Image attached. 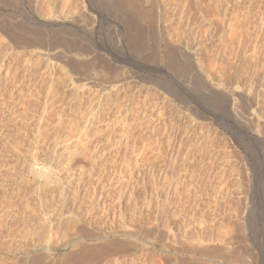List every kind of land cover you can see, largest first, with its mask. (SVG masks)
Here are the masks:
<instances>
[{"label":"rangeland","instance_id":"1","mask_svg":"<svg viewBox=\"0 0 264 264\" xmlns=\"http://www.w3.org/2000/svg\"><path fill=\"white\" fill-rule=\"evenodd\" d=\"M195 1L135 0L140 6L129 8L119 0H0L1 28L26 24L44 39L34 51L18 53L0 30V45L11 49L0 56V264H264V129L248 118L264 109V70L254 80L242 70L254 48L249 37L229 34L237 0L229 11ZM244 1L245 7L254 2L251 15L258 21L257 0ZM91 63L99 76L84 74ZM241 74L249 81H240ZM68 90L79 97L84 91L83 101ZM99 103L107 107L105 119L83 134L88 151L67 155L66 145ZM42 112L49 124L39 123ZM20 146L33 149L22 151L27 159L17 154ZM41 171L50 172L52 182L45 183ZM44 204L55 209L52 220L60 217L52 235L24 241L22 216L43 214ZM73 216L76 222L66 224Z\"/></svg>","mask_w":264,"mask_h":264},{"label":"bare ground","instance_id":"2","mask_svg":"<svg viewBox=\"0 0 264 264\" xmlns=\"http://www.w3.org/2000/svg\"><path fill=\"white\" fill-rule=\"evenodd\" d=\"M13 1V0H12ZM16 1V0H15ZM119 1H121L120 3H122V6L123 5H126V6H128L129 8H130V6L132 5L133 7H134V5H137L139 2H135V4H134V1L135 0H119ZM170 1V0H169ZM186 2H189V0H185ZM185 1L183 0V5H185ZM190 1H192V0H190ZM197 1V4H198V6L199 5H201L202 3L201 2H203L204 0H196ZM195 1V2H196ZM205 1H208L209 2V4L211 5L212 3H214L215 4V6H216V4H219L222 8H223V6H224V4H225V7H224V9H226V10H228L227 8H230V7H232L233 8V0L231 1V0H205ZM177 2V1H176ZM180 2V1H179ZM236 2V1H235ZM244 0H237V5H235V6H237L236 7V9L238 10V11H236V12H234L235 10H233V14H235L234 16L232 15V13H231V15L233 16L231 19H230V21H229V19H228V21H229V34H230V36L233 38V37H237V35H241V36H244L245 38H242L244 41L247 39V37H249L250 39L249 40H247V41H249L250 42V40L252 41L251 42V45L253 46L252 47V49L254 50H252L250 53L252 54H250L251 56H247V55H244L243 57V60L241 61L242 62V65H243V68H242V70H246V72L244 73V75H246L247 76V78L248 77H253L254 75H259V72H261V73H263V70H264V50H263V46H264V0H257V8L258 7H260V9H258L259 11L258 12H260V18L258 19V21H255L254 22V20H253V15H251V6L254 4V2L253 3H250L251 5H249V6H247V7H245L244 6ZM137 3V4H136ZM172 3V2H171ZM207 3V2H206ZM249 3V2H248ZM166 4V3H165ZM190 4V3H189ZM188 4V5H189ZM205 4V3H204ZM139 6H140V4H138ZM137 5V6H138ZM170 5V4H169ZM176 5V4H175ZM181 5V4H180ZM180 5H178V6H180ZM187 5V6H188ZM203 5V4H202ZM125 6V7H126ZM137 6H136V8H137ZM138 6V7H139ZM206 6V5H205ZM234 6V7H235ZM242 6H244V7H242ZM167 7V6H166ZM176 8H177V10L179 9L178 7H177V5L175 6ZM184 7V6H183ZM182 7V8H183ZM193 7V6H192ZM191 7V8H192ZM196 7V6H195ZM207 7H208V5H207ZM206 7V8H207ZM212 7H214V5L212 6ZM122 8V7H121ZM169 8V7H168ZM172 8V7H171ZM187 8H189V7H187ZM210 8H211V6H210ZM214 8H216V10H217V8H220L219 6L218 7H214ZM232 8H230V9H232ZM256 8V9H257ZM138 9V8H137ZM166 9V8H165ZM186 9V8H185ZM202 9V8H201ZM200 9V10H201ZM208 9V8H207ZM207 9H205V10H207ZM221 9V8H220ZM254 9V8H253ZM169 10H171V9H169ZM176 10V9H175ZM176 10V11H177ZM203 10V9H202ZM214 10V9H213ZM223 10V9H222ZM139 11V10H138ZM142 11V10H141ZM174 11V10H173ZM182 12H184V10H181ZM186 11V10H185ZM218 11V10H217ZM217 11H215L216 12V14L217 13H220V12H217ZM220 11V10H219ZM229 11V10H228ZM144 12V11H143ZM175 12V11H174ZM178 12V11H177ZM197 12V11H196ZM207 12V11H206ZM214 12V13H215ZM223 12V11H222ZM221 12V13H222ZM230 12H232V10L230 11ZM139 13V12H138ZM200 13V12H199ZM213 13V12H212ZM140 14V13H139ZM206 14V13H205ZM223 14H224V12H223ZM237 14V15H236ZM51 15V14H50ZM59 17V16H58ZM132 17V16H131ZM144 17V16H143ZM230 18V17H229ZM252 18V19H251ZM4 19V18H3ZM50 19V18H49ZM135 19L136 18H134V21H135ZM5 20V19H4ZM8 21L7 22H10L11 20H9V19H7ZM140 21V20H139ZM139 21H138V23H139ZM4 22V21H3ZM1 23H2V20H1ZM15 22H10V24H3L4 26L1 28L0 27V30H2L3 31V33L6 35V37L9 39V44L7 45L6 44V46L7 47H10L12 50H15V52H18V51H16V50H20V51H24V52H26V50H28V51H34V49H36L37 47H40V46H42L41 45V41L42 40H44V39H41L42 37L41 36H39L40 35V32L38 33L37 31L39 30H33V29H30L29 28V26L26 28L25 27V25L24 26H21V25H18V23L17 24H14ZM27 26V25H26ZM134 27V26H133ZM61 33V32H60ZM64 32H63V30H62V34H63ZM65 33H67V32H65ZM63 34L64 35V37H65V35H67L68 36V34ZM55 34V33H54ZM228 34V33H227ZM159 35V34H158ZM1 36V35H0ZM4 36V35H3ZM2 36V37H3ZM58 37V36H57ZM60 37V36H59ZM1 38V37H0ZM66 38V37H65ZM68 39H69V37H67ZM137 39L139 38V37H136ZM144 38V37H143ZM147 38V37H146ZM230 38V37H229ZM239 38V37H238ZM237 38V39H238ZM4 39V38H3ZM47 39V38H46ZM140 39H142V38H140ZM236 39V40H237ZM54 40H56V38L54 39ZM54 40L52 41V43L54 42ZM63 40H65V39H63ZM134 40H136V39H134ZM235 40V39H234ZM136 41H139V40H136ZM222 41H224V39L222 40ZM228 41V40H227ZM230 41H231V39H230ZM43 42V41H42ZM56 42V41H55ZM65 42H67V41H65ZM75 42V41H74ZM139 42H142V40L141 41H139ZM139 42H138V44H139ZM145 42V41H144ZM238 42V41H237ZM51 43V42H50ZM76 43V42H75ZM137 43V42H136ZM143 43V42H142ZM141 43V44H142ZM231 43V42H230ZM2 44V43H1ZM141 44H139L138 46L140 47V46H142ZM226 43H224V45H225ZM233 44V43H232ZM235 44V43H234ZM233 44V45H234ZM240 44V43H239ZM243 44H245V42L243 43ZM155 45V44H154ZM222 45H223V42H222ZM246 45H247V43H246ZM246 45H244V46H246ZM249 45H250V43H249ZM44 46V45H43ZM50 46V45H49ZM227 46H228V44H227ZM230 46V45H229ZM261 47V48H259V49H261L262 50V52L259 50V49H257L258 47ZM152 48L154 47V46H151ZM6 47H4V44H2V45H0V56H1V58L3 57H8V56H6V55H8V52L6 53V49H8V48H6ZM247 48L248 47H246L245 49L247 50ZM5 49V50H4ZM11 49H8V50H11ZM225 49H227L226 47H225ZM229 49V48H228ZM245 49H243L244 50V53L243 54H246L245 53ZM84 50V49H83ZM156 50V49H155ZM233 50V49H232ZM249 50H251V48L249 49ZM27 51V52H28ZM153 51V50H152ZM236 51V50H235ZM235 51L233 52V53H235ZM37 52V51H36ZM83 52V51H82ZM247 52V54H249L248 53V50L246 51ZM9 53H12V52H9ZM14 53V52H13ZM19 53V52H18ZM38 53V52H37ZM36 53V54H37ZM39 53H40V51H39ZM154 53V52H153ZM229 53V52H228ZM232 53V54H233ZM3 54V55H2ZM33 54H35V52L33 53ZM42 54V53H41ZM40 54V55H41ZM80 54H82V53H80ZM79 54V55H80ZM231 54V53H230ZM32 55V54H31ZM37 55H39V54H37ZM39 55V56H40ZM47 55V54H46ZM236 55V54H235ZM10 56V55H9ZM36 56V55H35ZM42 56V55H41ZM50 56V55H49ZM48 56V57H49ZM102 56H103V54H102ZM53 57H54V55H53ZM59 58L61 57V55H59L58 56ZM173 57L175 58L176 56H174V54H173ZM2 58V59H3ZM10 58V57H9ZM38 58V57H37ZM45 58V57H44ZM58 58V59H59ZM69 58V57H68ZM39 59V58H38ZM43 59V58H42ZM49 59V58H48ZM47 58L45 59V60H48ZM54 59H56V58H54ZM53 59V60H54ZM64 59V58H63ZM72 59V58H71ZM104 59V58H103ZM106 59V58H105ZM104 59V60H105ZM222 59V58H221ZM239 59V58H238ZM40 60H41V58H40ZM40 60H39V62H40ZM76 60V59H75ZM100 60V59H99ZM104 60L101 62L102 64L104 63ZM227 60V59H226ZM261 60L263 61V63H261ZM3 61V60H2ZM1 61V62H2ZM44 61V60H43ZM49 61V60H48ZM71 61H73V60H71ZM84 61V60H83ZM216 61V60H215ZM225 61V60H224ZM64 62V61H63ZM77 62V61H76ZM100 62V61H99ZM218 62V61H217ZM216 62V63H217ZM222 62V61H221ZM240 62V61H239ZM38 63V62H37ZM44 63V62H43ZM45 63H48V62H46L45 61ZM90 63V62H89ZM105 63H106V61H105ZM105 63H104V66H106L105 65ZM212 63V62H211ZM227 63V62H226ZM9 64V63H8ZM52 64H54V63H52ZM77 64V63H76ZM81 64V63H80ZM92 64H94V63H91V64H89V65H86V66H83V68L85 69V70H83V71H87V72H84V74L86 73V74H88V73H94L95 75H93V76H96V74L99 76V70H97L96 68L98 67V65H97V67L95 68ZM219 64H220V62H219ZM235 64V63H234ZM39 65H41V64H39ZM56 65H57V62H56ZM95 65V64H94ZM110 65H113V63H111L110 62ZM213 65V64H212ZM45 66V65H44ZM54 66V65H53ZM52 66V67H53ZM82 66H78V68H80V69H82L81 67ZM109 66V65H108ZM215 65H213V67H214ZM217 66V65H216ZM233 66V65H232ZM236 66V65H235ZM72 67V66H71ZM73 67H74V65H73ZM102 67V66H101ZM114 67V66H113ZM211 67V66H210ZM221 67V66H220ZM231 67V66H230ZM240 67H242V66H239V68ZM48 68V67H47ZM61 68V67H60ZM103 68V67H102ZM115 68H117V66H115ZM237 68V67H236ZM54 69V68H53ZM56 69V68H55ZM72 69V68H71ZM70 69V70H71ZM112 69V68H111ZM208 69V68H207ZM206 69V71H208ZM217 69V68H216ZM223 69V68H222ZM225 69V68H224ZM49 70V69H48ZM219 70V69H218ZM228 70H229V68H228ZM227 70V71H228ZM241 70V71H242ZM249 70H251V73L252 74H249ZM67 71V70H66ZM72 71H73V69H72ZM79 71V70H78ZM82 70H81V72H83ZM211 71V70H210ZM208 72V73H211V72ZM214 72H216L215 70H213ZM233 71V70H232ZM53 72V71H52ZM51 72V73H52ZM67 72H69V71H67ZM66 72V73H67ZM225 72V71H224ZM230 72V71H229ZM100 73H101V71H100ZM213 73V72H212ZM243 73V72H242ZM260 73V74H261ZM214 74V73H213ZM217 74V73H216ZM222 74V73H221ZM61 75V74H60ZM65 75V74H64ZM63 75V76H64ZM67 75V74H66ZM228 75V74H227ZM223 76H224V74H223ZM236 76V75H235ZM240 76H242V74L240 75ZM240 76H239V78H240ZM60 77V76H59ZM62 77V76H61ZM66 77V76H65ZM212 77V76H211ZM217 77V79H218V77H219V75L218 76H215V78ZM225 77V76H224ZM233 77V76H232ZM243 77H245V76H242V79L240 80V81H242V80H244V82H246L245 81V79L247 80V78L245 77V78H243ZM66 78H68L69 79V77H66ZM97 78V77H96ZM212 78H214V77H212ZM220 78V77H219ZM223 77H221V81L223 80L222 79ZM235 78V77H234ZM258 78V77H257ZM68 79H66V80H68ZM236 79V78H235ZM238 79V78H237ZM263 79V78H262ZM61 82H65V81H63L64 80V77H63V79L61 78ZM204 80V79H203ZM216 80V79H215ZM219 80V79H218ZM217 80V81H218ZM252 80H254L253 78H252ZM261 80V79H260ZM247 81H249V80H247ZM60 81H59V85H60V83H61ZM223 82V81H222ZM236 82V81H235ZM238 82H239V80H238ZM259 82V81H258ZM258 82H257V84H258ZM66 83H67V81H66ZM224 83V82H223ZM249 83H251V82H249ZM64 84V83H63ZM263 84V83H262ZM58 85V84H57ZM97 85V84H96ZM237 86H236V88H241V86H242V84H241V86H240V82L239 83H237L236 84ZM62 86V85H61ZM67 86V85H66ZM86 86V85H85ZM84 85L82 86H79L78 88H82V89H84L83 87H85ZM91 86V85H90ZM202 86V85H201ZM205 86V85H204ZM220 86V85H219ZM253 87H250L251 89L250 90H252V88H254V85H252ZM64 87H65V85H64ZM87 87V86H86ZM85 87V88H86ZM256 87V86H255ZM261 87H262V85H261ZM260 87V88H261ZM89 88V87H88ZM95 88H97V87H95ZM103 89H105L104 87H102ZM245 88V87H244ZM76 89V88H75ZM74 89V90H75ZM98 89V88H97ZM100 89V88H99ZM114 89V88H113ZM59 90V89H58ZM62 90V89H61ZM73 90V91H74ZM91 90V89H90ZM89 90V91H90ZM96 90V89H95ZM122 90V89H121ZM244 90H246V89H244ZM249 90V91H250ZM253 90H255V89H253ZM252 90V91H253ZM69 91V90H68ZM79 90L77 89V92H78ZM81 91V90H80ZM83 91V90H82ZM81 91V92H82ZM88 91V92H89ZM100 91V90H99ZM98 91V92H99ZM112 92H113V90H111ZM116 91H118L117 89H116ZM239 91H242V90H239ZM238 91V92H239ZM257 91V90H256ZM70 92V91H69ZM72 92V91H71ZM70 92V96L71 97H73L71 94H73L74 92H72L71 93ZM76 92V96H78L79 97V94ZM80 92V93H81ZM84 92V91H83ZM83 92L80 94L81 95V97H79V98H81L82 99V94H83ZM93 92V91H92ZM96 92V91H95ZM112 92H110V90L109 91H107L106 90V98H109V97H111V98H113L112 97ZM120 92V91H119ZM167 92V91H166ZM258 92V91H257ZM260 92V91H259ZM56 93V92H55ZM54 92H53V94H55ZM58 93H60V92H58ZM64 93V92H63ZM102 93V92H101ZM105 93V92H104ZM261 93V92H260ZM52 94V93H51ZM61 94H62V92H61ZM78 94V95H77ZM170 94V93H169ZM224 95H225V93H223ZM227 94V93H226ZM242 94V93H241ZM240 94V95H241ZM249 94H250V92H249ZM49 95V94H48ZM58 95H60V94H58ZM64 95V94H63ZM62 95V96H63ZM87 95V94H86ZM95 95H96V93H95ZM246 95V94H245ZM55 96V95H54ZM65 96V95H64ZM63 96V97H64ZM67 96V95H66ZM69 96V97H70ZM75 96V93H74V97L73 98H75L76 97ZM109 96V97H108ZM118 95H116V97H117ZM121 96V95H120ZM119 96V97H120ZM151 96V95H150ZM166 96V95H165ZM226 96V95H225ZM228 96V95H227ZM230 96V95H229ZM59 97V96H58ZM61 97V96H60ZM62 97V98H63ZM85 97V96H84ZM89 97V96H88ZM87 97V98H88ZM92 97V96H91ZM95 97V96H94ZM126 97V96H125ZM129 97V96H128ZM157 97V96H156ZM61 98V99H62ZM86 98V97H85ZM93 98V97H92ZM91 98V99H92ZM110 98V99H111ZM123 98V97H122ZM121 98V99H122ZM65 99H66V97H65ZM77 99V98H76ZM84 99V98H83ZM83 99H82V101H83ZM115 99V98H114ZM125 99V98H124ZM68 100H70V99H68ZM71 100H73V99H71ZM103 100V99H102ZM105 100V99H104ZM112 100V99H111ZM110 100V101H111ZM118 100V99H117ZM251 100H253V99H251ZM67 101V100H66ZM78 101V100H77ZM84 101H86V100H84ZM87 101H88V99H87ZM109 101V100H108ZM109 101V102H110ZM119 101V100H118ZM121 101V100H120ZM122 101H123V99H122ZM130 101V100H129ZM149 101V100H148ZM65 102V101H64ZM103 102V101H102ZM107 102V101H106ZM167 102H168V100H167ZM252 102V101H251ZM264 102V101H263ZM108 103V102H107ZM118 103V102H117ZM116 102H115V104H117ZM90 104V103H89ZM110 104H111V102H110ZM123 104V103H122ZM137 104V103H136ZM170 104V103H169ZM252 104H254V103H252ZM71 105V104H70ZM112 105H114V103L112 104ZM119 105V104H118ZM117 105V106H118ZM121 105V104H120ZM125 105V104H124ZM29 106V105H28ZM90 106H92V105H90ZM49 107V106H48ZM52 107V106H51ZM103 107V105H101L100 103H99V106H98V108L96 109V108H93V109H91L89 112H87L86 113V115L84 116V117H87V120L85 121L86 123H87V125H85V128L83 129V131H81L79 134H77V139L76 140H74L75 142L74 143H71L69 146L68 145H66L67 147H68V151H67V155H68V152H69V155L71 154V155H77V153H79V149H81V147H82V149L83 150H87L86 149V143H85V141L83 140V134H85L86 132H87V128L88 127H90L92 124L93 125H95L96 123H100L102 120H104L105 118H103L104 116H103V113H104V110H105V107L104 108H102ZM116 107V106H115ZM119 107V106H118ZM122 107V106H121ZM139 107V106H138ZM55 108V107H54ZM107 108V107H106ZM124 108V107H123ZM132 108V107H131ZM148 108V107H147ZM146 108V109H147ZM154 108V107H153ZM119 109V108H118ZM263 109V108H262ZM261 109V110H262ZM28 110H30V109H28ZM64 110V109H63ZM79 110V109H78ZM259 110V108L257 109V110H254L253 112L251 111V113L249 114V115H251V117L249 116H247L249 119H250V121H252V125H253V123L254 122H256V126H259L258 128H262V129H264V125H262V122H264L263 121V116H262V114L263 113H260V111H258ZM264 110V109H263ZM262 110V111H263ZM45 112H47L46 110H44ZM88 111V110H87ZM227 111V110H226ZM24 112V111H23ZM28 112V111H27ZM45 112H42V117H41V120L39 121V123L41 124V123H44V122H46L47 121V124H49L48 123V120H47V118H46V121L44 120V122H42L43 121V118L45 119V117H44V115L46 114V117H48V115H47V113H45ZM51 112V111H50ZM67 112V111H66ZM74 112V111H73ZM86 112V111H85ZM111 112V111H110ZM115 112V111H114ZM113 112V113H114ZM119 112H121V109H120V111ZM142 112V111H141ZM146 112V111H145ZM264 112V111H263ZM28 113H30V111L28 112ZM55 113V112H54ZM58 113V112H57ZM118 113V112H117ZM122 113V112H121ZM140 113V112H139ZM229 113V112H228ZM231 113V112H230ZM25 114V113H24ZM23 114V115H24ZM33 114V113H32ZM51 114V113H50ZM74 114H75V112H74ZM111 114V113H110ZM130 114V113H129ZM149 113H147V115H148ZM247 114H248V112H247ZM65 115V114H64ZM123 115V114H122ZM137 115H138V113H137ZM150 115V114H149ZM165 115H166V113H165ZM168 115V114H167ZM25 116V118L28 116H26V115H24ZM35 116V115H34ZM73 116V115H72ZM75 116V115H74ZM83 116V115H82ZM156 116V115H155ZM20 117V116H19ZM51 117V116H50ZM70 117V116H69ZM231 117L238 123V121L235 119V117L233 116V114L231 113ZM22 118H24V117H22ZM22 118H21V120H22ZM24 118V119H25ZM28 118V117H27ZM26 118V119H27ZM49 118V117H48ZM62 118H64V117H62V116H60L59 115V117H58V123L61 125L62 123H64L63 122V120H62ZM68 118V117H67ZM72 118V117H71ZM76 118V117H75ZM77 118H79V117H77ZM80 118H82V117H80ZM129 118V117H128ZM228 118V120H231V119H229V117H227ZM25 119V120H26ZM30 119V118H29ZM123 119V118H122ZM134 119V118H133ZM133 119H131V120H133ZM136 119V118H135ZM146 119V118H145ZM144 119V120H145ZM248 119V120H249ZM28 120V119H27ZM31 120V119H30ZM55 120V119H54ZM80 120V119H79ZM83 120V119H82ZM85 120V119H84ZM142 120V119H141ZM51 121V120H50ZM67 121V120H66ZM65 121V122H66ZM69 121V120H68ZM78 121V120H77ZM114 121H115V119H114ZM24 122V121H23ZM29 122V121H28ZM73 122H75V121H73ZM84 122V121H83ZM82 122V123H83ZM146 122V121H145ZM26 122H24L23 124H25ZM37 123V122H36ZM69 123H72V121L71 122H69ZM115 123V122H114ZM128 123H130V122H128ZM127 124V123H126ZM137 124V123H136ZM135 124V125H136ZM234 124V123H233ZM43 125H46V123H44ZM65 125V124H64ZM71 126H72V124H70ZM77 125V124H76ZM76 125L74 124V126L76 127ZM98 125V124H97ZM103 125V124H102ZM108 125H110V124H108ZM127 125H131V124H127ZM232 125V124H231ZM230 125V126H231ZM254 125V126H255ZM39 126V125H38ZM59 126V125H58ZM61 126H63V124L61 125ZM107 126V125H106ZM126 126V125H125ZM131 126H133V125H131ZM144 126V125H143ZM166 126V125H165ZM177 126V125H176ZM188 126V125H187ZM229 126V127H230ZM27 127V126H26ZM41 127V126H40ZM45 127V126H44ZM47 127V126H46ZM55 127V126H54ZM70 127V126H69ZM78 127V126H77ZM80 127H81V123H80ZM82 127H83V125H82ZM97 127V126H96ZM139 127V126H138ZM167 127V126H166ZM253 127V126H252ZM42 128H43V126H42ZM42 128H41V131H42ZM94 128V127H93ZM102 128V127H101ZM104 128V127H103ZM107 128V127H106ZM161 128V127H160ZM159 128V129H160ZM248 128V127H247ZM257 128V129H258ZM28 129V128H27ZM44 129V128H43ZM57 129V128H56ZM70 129V128H69ZM72 129H74V127H72ZM72 129H70L69 130V133H71V132H73V130ZM78 129V128H77ZM113 129V128H112ZM118 129V128H117ZM143 129V128H142ZM147 129V128H146ZM145 129V130H146ZM156 129V128H155ZM179 129V128H178ZM177 129V130H178ZM230 129V128H229ZM237 129H239V128H237ZM34 130H35V128H34ZM79 130H81V129H79ZM104 130V129H103ZM102 130V131H103ZM125 130H127V129H125ZM124 130V131H125ZM134 130V129H133ZM151 130V129H150ZM157 130V129H156ZM168 130V129H167ZM166 130V131H167ZM40 131V133H42ZM59 130H57V132H58ZM66 131H67V129H66ZM75 131H76V129H75ZM93 131V130H92ZM115 131V130H114ZM129 131V130H128ZM132 131V130H131ZM141 131V130H140ZM242 131V130H241ZM94 132V131H93ZM104 132V131H103ZM154 132V131H153ZM202 132V131H201ZM233 132V131H232ZM45 134H46V131L44 132ZM60 133V132H59ZM68 133V132H67ZM68 133V134H69ZM76 133V132H75ZM88 133V132H87ZM86 133V134H87ZM91 133V132H90ZM99 133V132H98ZM102 133V132H101ZM115 133H117V132H115ZM155 133V132H154ZM157 133V132H156ZM160 133V132H159ZM159 133H158V135H159ZM165 133V132H164ZM179 133V132H178ZM189 133V132H188ZM202 133H204V132H202ZM235 133V132H234ZM243 133V132H242ZM86 134H85V136L84 137H86L87 138V136H86ZM169 134V133H168ZM177 134V133H176ZM252 134V133H251ZM6 135V134H5ZM41 135V134H40ZM39 135V136H40ZM42 135H43V133H42ZM64 135H66V134H64ZM132 135V134H131ZM171 135V134H170ZM187 135V134H186ZM189 135V134H188ZM203 135H205V134H203ZM38 136V137H39ZM45 137H46V135H44ZM59 136V135H58ZM71 136H74L73 135V133L71 134ZM94 136V135H93ZM134 136V135H133ZM182 136V135H181ZM30 137V136H29ZM66 136H64V138H65ZM76 137V136H75ZM99 137V136H98ZM145 137V136H144ZM147 137V136H146ZM174 137V136H173ZM199 137V136H198ZM207 137V136H206ZM249 137H250V135H249ZM33 138H34V135H33ZM36 138V137H35ZM56 138H57V136H56ZM68 138H71L70 137V135H69V137ZM67 138V139H68ZM160 138L161 137H159V140H160ZM205 138V137H204ZM39 139H41V136H40V138ZM38 139V141H41V140H39ZM42 139H44V138H42ZM75 139V138H74ZM85 139V138H84ZM123 139V138H122ZM223 139V138H222ZM36 140V139H35ZM66 140V139H65ZM146 140V139H145ZM205 140V139H204ZM46 141V140H45ZM70 141V140H69ZM83 141H84V143H83ZM161 141H162V139H161ZM185 141V140H184ZM200 141V140H199ZM208 141V140H207ZM18 142V141H17ZM24 142V141H23ZM36 142H37V140H36ZM62 142H64V141H62ZM94 142V141H93ZM126 142H128V141H126ZM150 142V141H149ZM163 142V141H162ZM194 142V141H193ZM21 143V142H20ZM55 143V142H54ZM66 143V142H65ZM89 143V142H88ZM120 143V142H119ZM202 144H203V142H201ZM204 143H205V141H204ZM13 144H16V143H13ZM33 144V143H32ZM38 144V143H37ZM66 144H69V143H66ZM122 144V143H121ZM132 144V143H131ZM140 144V143H139ZM147 144V143H146ZM169 144V143H168ZM182 144V143H181ZM11 145V144H10ZM22 145H24L23 143H22ZM126 145V144H125ZM151 145V144H150ZM162 145V144H161ZM175 145V144H174ZM183 145V144H182ZM196 145V144H195ZM17 146H19V145H17ZM29 146V145H28ZM43 146V145H42ZM63 146H64V143H63ZM65 146V147H66ZM95 146V145H94ZM152 146V145H151ZM164 146V145H163ZM168 146V145H167ZM204 146V145H203ZM246 146V145H245ZM249 146V145H248ZM248 146H247V149H250V147L248 148ZM12 147V146H11ZM14 147V151H16L15 149L17 148L16 146H13ZM16 147V148H15ZM31 147V146H30ZM30 147H28V148H30ZM64 147V148H65ZM127 147V146H126ZM131 147V146H130ZM150 147V146H149ZM189 147V146H188ZM202 147V146H201ZM20 148L22 149V147L20 146ZM25 148V147H24ZM27 148V147H26ZM37 148V147H36ZM50 148V147H49ZM63 148V149H64ZM174 148V147H173ZM190 148V147H189ZM224 148V147H223ZM19 149V148H18ZM17 149V154L19 153L20 154V152H22V151H24V150H27V149H22L21 151H19ZM39 149V148H38ZM62 149V150H63ZM126 149V148H125ZM160 149V148H159ZM201 149V148H200ZM202 149H204V148H202ZM29 150V152L31 151V150H33V149H28ZM27 150V151H28ZM48 150V149H47ZM65 150H66V148H65ZM83 150H81V151H83ZM198 150V149H197ZM44 151V150H43ZM80 151V152H81ZM88 151V150H87ZM113 151V150H112ZM118 151V150H117ZM132 151V150H131ZM42 152V151H41ZM125 152V151H124ZM123 152V153H124ZM134 152V151H133ZM145 152V151H144ZM170 152V151H169ZM23 153V152H22ZM35 153V152H34ZM62 153H64V152H62ZM61 153V154H62ZM66 153V152H65ZM84 153V152H83ZM85 153H86V151H85ZM159 153H160V151H159ZM158 153V154H159ZM16 154V153H15ZM24 154H26L25 152L23 153V155ZM29 154H31V152L29 153ZM36 154V153H35ZM88 154V153H87ZM95 154V153H94ZM129 154V153H128ZM214 154V153H213ZM227 154V153H226ZM14 155V154H13ZM22 155V156H23ZM34 155V154H33ZM65 155V154H64ZM91 155V154H90ZM185 155V154H184ZM16 156V155H15ZM18 156H20V155H18ZM21 156V157H22ZM25 156H27V155H24L23 156V159L25 158ZM66 156V155H65ZM73 156H71V157H73ZM96 156V155H95ZM133 156V155H132ZM175 156V155H174ZM20 157V158H21ZM76 157V156H75ZM90 157V156H89ZM92 157V156H91ZM99 157V156H98ZM139 157V156H138ZM199 157V156H198ZM217 157V156H216ZM226 157V156H225ZM229 157V156H228ZM28 157H26L25 159H27ZM74 158V157H73ZM97 158V157H96ZM126 158V157H125ZM132 158V157H131ZM160 158V157H159ZM30 159V158H29ZM137 159V158H136ZM151 159V158H150ZM174 159H176V158H174ZM197 159V158H196ZM217 159V158H216ZM21 160V159H20ZM74 160V159H73ZM127 160V159H126ZM141 160V159H140ZM22 161V160H21ZM98 161V160H97ZM129 161V160H128ZM127 162V161H126ZM136 162V161H135ZM134 162V163H135ZM139 162V161H138ZM166 162V161H165ZM223 162V161H222ZM144 163H145V161H144ZM135 164H137V163H135ZM139 165V164H138ZM153 165V164H152ZM66 166V165H65ZM127 166V165H126ZM136 166V165H135ZM58 167V166H57ZM65 168V167H64ZM126 168V167H125ZM58 169H60V168H58ZM71 169V168H70ZM130 169V168H129ZM66 170H67V168H66ZM62 171V170H61ZM67 171H69V170H67ZM93 171V170H92ZM91 171V172H92ZM129 171V170H128ZM65 172V174H66V171H64ZM67 173H69V172H67ZM42 174H44L43 176H46L45 178H46V180H45V183L47 182V184H48V182H52L51 180L49 181L48 179H49V176L51 175V173L50 172H44V171H41V175ZM50 174V175H49ZM75 174V173H74ZM135 174V173H134ZM68 175V174H67ZM78 176H79V174H77ZM133 175V174H132ZM137 175V174H136ZM226 175V174H225ZM66 176V175H65ZM143 176V175H142ZM52 178V177H51ZM50 178V179H51ZM79 178V177H78ZM221 180V179H220ZM25 181V180H24ZM79 181V180H78ZM71 182V181H70ZM224 182V181H223ZM50 185V184H49ZM137 185V184H136ZM48 186V185H47ZM221 186V185H220ZM43 192V191H42ZM63 192V191H62ZM41 193V192H40ZM223 193V192H222ZM124 194V193H123ZM234 194V193H233ZM168 195V194H167ZM223 195V194H222ZM221 195V196H222ZM169 198V197H168ZM119 199V198H118ZM162 199V198H161ZM220 200H222V199H220ZM129 201V200H128ZM150 201V200H149ZM148 201V202H149ZM223 201V200H222ZM135 202V201H134ZM159 202H161V201H159ZM28 203V202H27ZM55 204H57L56 202H54ZM117 203V202H116ZM157 204H158V202H156ZM30 204V203H29ZM55 204H53V205H55ZM45 205H48V204H44L43 205V208H46V207H48V206H46L45 207ZM51 204H49V206H50ZM120 205V204H119ZM28 206V205H27ZM42 206V205H41ZM26 207V206H25ZM30 207V206H29ZM28 207V208H29ZM51 207V206H50ZM49 207V209L48 208H46V209H44L43 210V214H42V210L41 211H39V209H38V211L40 212V214H37V213H39L38 211H37V213H36V216L35 217H32V216H29V217H26V215L23 217L22 216V229H23V239H25L24 241H26V240H29V239H35V238H43V237H45V235L47 234H49L50 233V235H52V231H53V228H52V225H53V220H55L56 219V221L58 220V218H60V217H58V218H55L54 219V217H52L53 218V220L51 219V216H50V214H51V212H52V214L54 213L53 211H55V209L53 210H51V208ZM154 207H155V205H154ZM10 208V207H9ZM18 208V207H17ZM24 208V207H23ZM32 208V207H31ZM106 208V207H105ZM126 208V207H125ZM138 208V207H137ZM156 208V207H155ZM160 208V207H159ZM218 208V207H217ZM154 209V208H153ZM11 210V209H10ZM17 210V209H16ZM16 210H14V211H16ZM19 210V209H18ZM23 210V209H22ZM28 210H31V209H28ZM35 210H37V209H35ZM35 210H34V212H35ZM51 210V211H50ZM57 210V212L59 213L60 211L58 210V209H56ZM161 210V209H160ZM3 211V210H2ZM1 211V212H2ZM13 211V212H14ZM20 211V210H19ZM24 211H26V210H23L22 212L24 213ZM114 211V210H113ZM116 211V210H115ZM141 211V210H140ZM30 212V211H29ZM56 212V211H55ZM62 212V211H61ZM5 213V212H4ZM15 213H17V212H15ZM14 213V214H15ZM21 213V212H20ZM58 213H57V215H58ZM104 213V212H103ZM140 213V212H139ZM154 213V212H153ZM11 214V213H10ZM26 214H28L27 213V211H26ZM51 214V215H52ZM56 214V213H55ZM63 214V213H62ZM114 214V213H113ZM112 214V215H113ZM2 215V214H1ZM31 215V214H30ZM34 215V214H33ZM17 216V215H16ZM21 216V215H20ZM60 216V215H59ZM62 216V215H61ZM105 216V215H104ZM168 216V215H167ZM218 216V215H217ZM55 217H56V215H55ZM103 217V216H102ZM117 217H118V215H117ZM128 217V216H127ZM130 217V216H129ZM144 217V216H143ZM13 219H14V217H12ZM17 218V217H16ZM64 218V217H63ZM6 219V218H5ZM12 219V220H13ZM68 219V220H67ZM78 219V218H77ZM11 220V221H12ZM62 220V219H61ZM61 220H60V222H61ZM66 222H76L75 220V218H74V216L73 217H68V218H66ZM110 220V219H109ZM129 220V219H128ZM15 221V220H14ZM20 221H21V218H20ZM108 221V220H107ZM113 221V220H112ZM154 221V220H153ZM6 222V221H5ZM66 223V224H70V223ZM17 223V222H16ZM21 223V222H20ZM61 223H63V221L61 222ZM65 223V222H64ZM113 223V222H112ZM149 223H151V222H149ZM0 224H3V223H0ZM6 224V223H5ZM15 224V223H14ZM6 226H8L7 224H6ZM18 226V225H17ZM55 226V225H54ZM57 226V225H56ZM59 226V225H58ZM109 226V225H108ZM1 227V226H0ZM11 227V226H10ZM127 227V226H126ZM1 229V228H0ZM65 229V228H64ZM67 229V228H66ZM125 229V228H124ZM8 230V229H7ZM18 230V229H17ZM57 230V229H56ZM72 230V229H71ZM70 230V231H71ZM128 230V229H127ZM131 230V229H130ZM69 231V232H70ZM126 231V230H125ZM204 231V230H203ZM9 232V231H8ZM62 232V231H61ZM122 232V231H121ZM131 232V231H130ZM54 233H56L55 232V230H54ZM124 233V232H123ZM21 234V233H20ZM58 234V233H57ZM118 234V233H117ZM224 234V233H223ZM54 235H56V234H54ZM112 235V234H111ZM59 236V235H58ZM68 236V235H67ZM48 237H49V235H48ZM51 237V236H50ZM55 237V236H54ZM62 237V236H61ZM3 238V237H2ZM64 238H65V236H64ZM64 238H62V240L64 239ZM21 239V238H20ZM51 239V238H50ZM66 239V238H65ZM80 239V238H79ZM17 240H18V238H17ZM43 240H44V238H43ZM46 241H47V239H45ZM56 240V239H55ZM59 240V239H58ZM10 241V240H9ZM21 241H23V240H21ZM41 241V240H40ZM79 241V240H78ZM77 241V242H78ZM13 242V241H12ZM20 243V242H19ZM53 243V242H52ZM84 243V242H83ZM7 244H9V243H7ZM21 244V243H20ZM25 244V243H24ZM40 244V243H39ZM47 244V243H46ZM2 245V244H1ZM15 245V244H14ZM33 246V245H32ZM41 246V245H40ZM82 246V245H81ZM81 246H78V247H81ZM34 248V247H33ZM10 249V248H9ZM45 249V248H44ZM81 249V248H80ZM35 250V249H34ZM36 251V250H35ZM263 255V254H262ZM129 262V261H128Z\"/></svg>","mask_w":264,"mask_h":264}]
</instances>
